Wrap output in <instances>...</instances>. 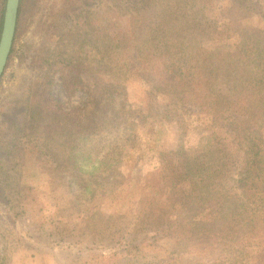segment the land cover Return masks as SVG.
Instances as JSON below:
<instances>
[{
  "label": "rangeland",
  "instance_id": "1",
  "mask_svg": "<svg viewBox=\"0 0 264 264\" xmlns=\"http://www.w3.org/2000/svg\"><path fill=\"white\" fill-rule=\"evenodd\" d=\"M251 2L22 0L0 77V264H264V184H235L256 124L264 165ZM183 60L197 88L171 84ZM206 142L224 166L170 185Z\"/></svg>",
  "mask_w": 264,
  "mask_h": 264
},
{
  "label": "trees",
  "instance_id": "2",
  "mask_svg": "<svg viewBox=\"0 0 264 264\" xmlns=\"http://www.w3.org/2000/svg\"><path fill=\"white\" fill-rule=\"evenodd\" d=\"M131 2H135V0H131ZM21 4H22V0L19 1L18 13H19V9H20ZM241 4H242V7L247 8L248 10H250L252 12L255 10L253 8L254 6L252 5L253 3L251 2V0H241ZM4 5H5V0H1V2H0V33H1V28H2ZM17 18H18V15H17ZM189 22H190L189 20L186 21L187 24ZM193 24H194V22H192L190 25H188V27L194 28L195 26H197V25H195V24L193 25ZM164 31H167L166 28L164 29ZM186 47L190 48V44L189 43L181 44L180 45V51L185 50ZM223 58H225V56H223V57L218 56L219 60H221ZM188 62H189V60H186V61L183 60L181 67H174V65L176 63L172 62V68L173 69L171 70V74L173 75V79L171 80V84L172 85L174 84L178 90L182 89V87L188 86L190 84L193 86V88H197V86L194 85V83L198 82V77H193V78L191 77L189 81H191L192 83L191 82L189 83V81L187 79L188 75H186V72L184 71L185 69H187ZM205 63L208 64L209 62L207 59H203V58L195 61V65L197 66V68H200ZM203 78L205 80L204 76H203ZM238 80H239L238 83L240 82L241 85L239 84L238 87H236L235 84L232 83L231 89H233V93L238 94L239 86H241L240 90L244 91V89H242L244 84L246 85V87H248L252 83L253 84L252 89H254V87L257 85L255 77L251 78L249 80L248 79H242V78L238 79ZM253 82H255V83H253ZM201 84H203V79L201 81ZM109 97H110V94H109ZM218 101L220 104H222L224 102V99H223V102L220 101L219 99H218ZM109 103L112 104L113 103L112 100H109ZM163 112H165V111H163ZM165 116H167L166 112H165ZM234 119L236 120L237 118H234ZM258 131H259V125H257V124L253 125V133H254V136L256 137L255 139H257V138L260 139L257 134L255 135V133H257ZM206 138L210 139L211 137H206ZM255 139L249 138V136H247V137L242 138V140L239 142L240 149L243 150V157H242V161H241L242 173H238V174H241V177L238 178L237 181H235V184L237 186L236 188L240 192V198L242 197L243 199H247L246 197L248 196L247 192L250 190V188H249L250 183L251 184H260V185L264 184V165H262V162L260 160V158H261L259 155L260 149H259ZM206 144H207V142L204 144L203 149H202L203 154L200 156L202 158L201 163L199 162L200 157L198 155L191 154L190 156H188L185 153H183L184 157L186 158V161H184V164L179 167L178 171H180L182 168L186 167L187 168L185 171L186 173H181L180 175H178L176 177V179H173L171 181L170 185H176L180 181H183L184 180L183 177L186 176L188 173L196 172V171H198V169H199V172L194 173L192 175L191 184L195 185V186L201 185L203 183L200 180H197V181H193V180H196V178H198V176H199L198 174L201 171H203V168H206V167H202V166H207L208 168H210L211 166L212 167H216V166L223 167L224 166V165L220 164V161L219 162L207 161L206 163L204 162L205 161L204 159L209 160L212 156H214L215 158L217 157L214 154V152L208 151L207 147L209 145L206 146ZM175 165H178V164L175 162ZM215 172L218 173L219 169H216V171H214L213 173H215ZM171 173L175 174V176L177 174V172H175L174 170H172ZM189 184H190V182H189Z\"/></svg>",
  "mask_w": 264,
  "mask_h": 264
},
{
  "label": "water",
  "instance_id": "3",
  "mask_svg": "<svg viewBox=\"0 0 264 264\" xmlns=\"http://www.w3.org/2000/svg\"><path fill=\"white\" fill-rule=\"evenodd\" d=\"M19 1L20 0H5L0 33V77L11 51L16 29Z\"/></svg>",
  "mask_w": 264,
  "mask_h": 264
}]
</instances>
